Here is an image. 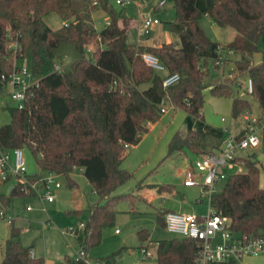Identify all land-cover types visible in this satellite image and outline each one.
<instances>
[{
	"label": "trees",
	"instance_id": "trees-1",
	"mask_svg": "<svg viewBox=\"0 0 264 264\" xmlns=\"http://www.w3.org/2000/svg\"><path fill=\"white\" fill-rule=\"evenodd\" d=\"M172 1L176 18L171 27L180 42L146 45L129 41L132 17L116 0H0V73L12 68L13 58L6 48L12 40L19 42L18 57L31 60L34 74L43 72L62 43L76 44L81 53L70 68H57L41 76L25 107H13L11 121L0 126V146L29 148L38 156L41 168L37 173H27L25 181L16 177L10 193L0 197L10 203L17 196L36 195L31 184L40 183L46 171L64 176L71 187L78 186L71 173L82 168L99 196L85 209V227L76 232L86 250L98 245L104 228L114 223L117 210L112 202L124 194L113 192L132 176L122 165L127 149L139 143L150 123L160 119L162 99L168 97L176 107L203 117L207 88L216 95L233 94L234 77H223L220 65L215 64L221 49L240 54L234 76L253 80L249 94L264 115V0H218L206 10L198 8L196 0ZM97 9H103L108 17L100 31L92 16ZM51 12H56L64 25L49 26L45 16ZM204 15L220 26L233 27L237 32L234 39L225 45L211 39L200 23ZM91 44L93 58L89 59L85 51ZM146 51L159 58L167 73L178 72L180 79L164 87L165 76L156 73L143 58ZM258 51L262 58L256 61ZM230 60L224 58L225 65ZM144 83L149 85L142 87ZM251 106L246 96H233L234 115ZM262 115L257 117L262 119ZM205 136L198 129L177 132L168 154L185 149L203 153L201 141ZM244 158L247 170L230 175L223 190L212 195V206L230 219L229 228L237 237H264L261 166L256 153ZM166 212L159 211L157 217L164 227ZM10 224L1 264H44L43 257L32 256L31 247L22 244L21 229L13 220ZM139 234L149 236L146 229ZM156 253L159 264H200L199 246L190 237L158 240ZM114 254L107 256L106 264H111ZM68 262L87 264L77 259Z\"/></svg>",
	"mask_w": 264,
	"mask_h": 264
},
{
	"label": "rangeland",
	"instance_id": "rangeland-1",
	"mask_svg": "<svg viewBox=\"0 0 264 264\" xmlns=\"http://www.w3.org/2000/svg\"><path fill=\"white\" fill-rule=\"evenodd\" d=\"M160 1L131 0L129 4L125 5L126 13L132 17L129 41L138 42L140 38L139 27L144 17L151 15L159 19V23L154 24L150 28V33L147 36L158 38L160 42H165L166 40L180 42L178 35L174 33L171 27V21L176 18L174 3L172 0H166V4L155 8V6L160 5ZM118 5L121 7L120 4ZM54 16L59 18L57 14H54ZM93 20L96 28L100 31L105 27L108 17L103 9H97L93 13ZM201 25L211 39L220 44H228L230 42L228 39L229 28L216 24L210 16L204 15L201 19ZM154 43V45L161 44ZM90 47L92 49L94 45L91 44ZM85 54L87 58H93L92 50L87 49ZM80 56L81 53L76 44L71 42L62 43L56 48L53 59L48 60L44 66L43 72L35 74L33 79L38 80L41 76L57 68H70L72 63ZM239 57L240 54L236 53L230 62L225 65V68L221 69L223 77L228 76V70L234 67L235 61ZM254 58L256 61L261 60L262 52H256ZM17 64L20 67H27L32 70V63L29 58L19 59ZM155 72L162 76L168 74L166 68L163 70L155 69ZM233 77L234 84L238 80L244 83L247 78L246 76ZM243 83H241L240 87L234 85L232 95H216L211 92L210 88H207L202 109L203 117L191 114L183 107H178L177 109L169 108L162 113L158 120V126L150 131L148 137L144 138L143 147L147 146L151 148V151L149 159L140 160L142 161L141 165L139 163L140 166H135V163L139 162V160L137 155L132 152V146L127 149V155H129L128 157L126 156L123 166L128 163L135 167L129 169L132 172V176L113 192V195L124 194V196L112 202V207L117 210V215L114 223L104 228L102 241L98 245L90 246L87 249V254L92 261L99 260L102 264H106L107 256L115 253L110 261L111 264H159L156 247L151 242L179 236L169 232L158 221V212L164 205L165 200L156 197L154 200L148 201V196L153 193L157 194L158 190L156 188L143 190L140 187L142 182H153L160 186L173 183L177 200L183 201L192 212L202 215L208 213L210 209L208 198L204 197L201 201L197 200L201 192V186L196 184L186 185L184 183L183 169L187 163L186 156L178 151L168 154L169 143L174 133L178 130L194 128L191 125V127H186V124L190 123L197 125V129L207 131V135L202 141V146L207 148L215 140L219 139L222 132L224 135H236L244 129L247 124L246 115L249 117L262 115L259 103L243 89ZM148 85L149 83H144L141 86L147 87ZM236 95H244L249 98L252 106L250 109H244L234 115L232 106L233 96ZM13 107H16L15 101L5 96H0V126L11 121V109ZM262 116V123L257 126L261 139L257 153L264 163V115ZM189 118V122L186 123ZM163 132L165 138H162V140L160 137ZM156 142L158 147L154 152ZM251 150L253 149L247 148L240 151L247 152ZM23 151L27 163V173L39 172L41 168L38 163V156L27 147H24ZM188 158L195 160L191 152ZM227 173L230 176L233 171H228ZM71 175L78 183V186H69L67 178L59 176L58 180L61 182V186L53 188L56 198L52 201L40 196L43 190H40L38 195L31 197L17 196L10 203L3 202L0 197V264L3 259L1 249L12 226L8 221L9 217L13 219L15 227L22 229V244L26 247L30 246L35 253V257H43L44 264H69L68 259H76L82 248L72 229H75L82 221L87 219L88 215L84 208H86L88 201L98 200L99 196L80 168L74 169ZM228 179L229 177L222 184H225ZM16 181V177H12L9 181H4L0 178V193L7 194L9 187L15 184ZM137 192L145 197L147 194V199L138 196ZM161 201H163V204L160 205ZM28 205H31L30 209H28ZM78 209L82 211L78 213ZM2 212H5V214L3 215ZM116 229L119 232H116ZM143 229L149 232L147 238H143L139 234ZM221 241L222 239H216L215 243ZM145 246H148V250L152 252L150 256L146 257L141 250ZM237 264L243 263L239 262ZM255 264H264V262L260 259Z\"/></svg>",
	"mask_w": 264,
	"mask_h": 264
},
{
	"label": "built area",
	"instance_id": "built-area-1",
	"mask_svg": "<svg viewBox=\"0 0 264 264\" xmlns=\"http://www.w3.org/2000/svg\"><path fill=\"white\" fill-rule=\"evenodd\" d=\"M116 2L121 6H125L131 0H116ZM165 3L166 0L160 1V5H164ZM156 23H159V19L151 15L145 16L139 27L140 37H149L147 35L150 33V28ZM19 47L20 45L17 40L8 42L6 46L8 52L12 55L13 65L8 73H0V96L12 99L16 102V107L22 109L26 105L28 96L33 94L34 87L38 84L39 79H33L35 74L32 70L27 67L18 66L17 61L20 58L17 51ZM88 49L91 50V47H88ZM143 58L148 65L155 69L163 70L165 68L159 58L150 52H144ZM215 64L220 65V72L222 68H225L224 57L221 54L215 60ZM233 76L232 67L228 70V77ZM179 79L180 74L178 72L168 73L163 78V85L164 87H169ZM241 83L243 82L238 80L234 85L240 87ZM253 88V80L247 77L244 80L243 89L247 93H251L253 92ZM169 104L173 108H178V106L176 107L169 101L168 97H165L161 102L163 113L168 110ZM245 118L247 124L241 134H225L217 147L196 157L192 166L185 171L184 183L186 185L196 184L201 186L198 201L203 200L204 197L208 198L210 203L208 213L200 215L192 212L171 210L164 215L165 228L169 232L180 237H190L196 241L199 246L198 261L200 264L237 262L242 261L247 255L264 254V237H251L248 235L237 237L229 228L230 219L225 215L218 214L214 206H212V195L221 192L225 185L222 182L230 177L227 172L233 171V174H235L243 173L247 170L245 158L240 155V150L256 148L261 143L257 126L262 123V119H259L257 116L249 117L247 115ZM26 174L27 163L23 147L6 149L0 146V178L6 180L9 177H18L20 181H25ZM58 177L59 175L55 172L46 171L43 173L40 183L35 181L31 184L36 191V195L40 193V190H43L40 193L41 197L48 201L54 200L56 194L53 192V188L61 186ZM27 207L30 209L31 205ZM2 214L4 215L5 212H2ZM12 220L11 217L8 218L9 222H12ZM83 227H85L84 221L72 230L76 234L77 230ZM218 233L221 234L222 241L215 243ZM151 244L157 248L158 241L151 242ZM81 248V251L76 256L77 260H84L87 264H102L99 260L92 261L87 254V250L83 246ZM141 250L145 253L146 257L152 254L148 250V246L143 247ZM30 253L32 256H35L33 249L30 250Z\"/></svg>",
	"mask_w": 264,
	"mask_h": 264
},
{
	"label": "crops",
	"instance_id": "crops-1",
	"mask_svg": "<svg viewBox=\"0 0 264 264\" xmlns=\"http://www.w3.org/2000/svg\"><path fill=\"white\" fill-rule=\"evenodd\" d=\"M216 1H218V0H196V4H197V6H198V8H200V9H204V10H206V9H210V8H212L213 6H214V4L216 3ZM166 4V3H165ZM160 6H163V5H157V6H155V8H159ZM95 12V11H94ZM93 12V13H94ZM106 13V12H105ZM54 14H57L56 12H51V13H49V14H47L46 16H45V21H46V23L49 25V26H51V27H53V28H59V27H61L62 25H64V20L57 14V16H59V18L58 17H55L54 16ZM107 15V14H106ZM92 16H93V14H92ZM202 19V18H201ZM201 19H200V23H201ZM224 27H228L229 28V31H228V35H229V41H232L233 39H234V37L236 36V30L233 28V27H231V26H224ZM154 40V41H153ZM170 41H172V40H166L165 42H170ZM154 42H156V43H163V42H160V41H158V38H154V37H146V38H139L138 39V44H146V45H154L155 43ZM221 45H225V44H221ZM220 54L224 57V58H229V59H231V58H233L234 57V55H236V53L235 52H233V51H231V50H228V49H221L220 50ZM169 108H173L172 107V105L171 104H169L168 105V109ZM177 109V108H176ZM189 120H190V118L189 119H187L186 120V123L187 122H189ZM158 124H159V122L158 121H156V122H153V123H150L149 124V131L148 132H146L143 136H142V138H141V140L139 141V143H137V144H135V145H133L132 146V152L135 154V155H137V157H138V160H139V162H137V163H135V166H140L141 165V162L142 161H145V159H149V154H150V151H151V148H148L147 146H144L143 147V144H144V138H146V136L148 137L149 135H150V131H152V130H154L157 126H158ZM194 127V128H185L184 130L183 129H180V130H178L177 132H179V133H186L188 130H190V129H197L196 127H197V125H195V124H190V123H188V124H186V127ZM183 130V131H182ZM198 130H201V129H198ZM201 131H204V130H201ZM244 131V129H242L238 134H240L241 132H243ZM176 132V133H177ZM205 133H206V135H207V131H204ZM175 134V133H174ZM223 136H224V134H223V132L220 134V137H219V139H217V140H215L212 144H210L207 148H204L203 146H202V141H203V139L206 137H204L203 139H202V141H201V147H202V149H203V153H206L207 151H209V150H211V149H213V148H215V147H217L219 144H220V142H221V140H222V138H223ZM173 137V136H172ZM164 139L165 138V135H164V132L162 133V135H161V137H160V139ZM162 139V140H163ZM172 139V138H171ZM158 141H160V140H158ZM171 141V140H170ZM261 144V143H260ZM159 145V144H158ZM157 142H156V144L154 145V152L157 150ZM259 147V146H258ZM258 147H256V148H252L253 150H251V151H245V152H241L240 151V155L241 156H244V157H247L248 155H250V154H253V153H256V155H257V158H258V161H259V164H260V166H261V173H260V185L262 186V187H264V163H263V161L260 159V157H259V154L257 153V149H258ZM153 149V148H152ZM131 152V153H132ZM178 152H180L181 154H184V156H186V160H187V163H186V166H185V168L183 169V174H184V180H185V171H186V169H188L189 167H191L192 166V163H193V160L192 159H189L188 158V156H189V153L191 152L193 155H194V157L196 158V157H198V156H200L201 154H203V153H195V152H192V151H190V150H188V149H185V150H181V151H178ZM132 153V154H133ZM129 155V154H128ZM128 155H127V157H128ZM127 157H125V159L124 160H126V158ZM262 157V156H261ZM194 158V159H195ZM142 159V161H140ZM124 160H123V162H124ZM137 160V161H138ZM150 162V161H149ZM149 162H147V163H149ZM139 163H140V165H139ZM124 163H122V165H123ZM134 166V167H135ZM143 166V165H142ZM125 168H127V169H132V168H134L133 166H131V164H126V166H124ZM78 168H80V167H78ZM76 169V168H75ZM82 171H83V169L82 168H80ZM74 171V170H73ZM73 171H72V173H73ZM71 173V174H72ZM12 178V177H11ZM11 178H8V179H6V180H4V181H9ZM262 178H263V180H262ZM16 184V183H15ZM15 184H13V185H11L10 187H9V189H8V191H7V194L8 193H10V191L13 189V187L15 186ZM78 184V183H77ZM155 185H158V186H155ZM140 187H141V189H143V190H147V189H157L158 190V193L157 194H152V195H150V196H148V199L146 198L147 197V194H146V197L145 196H143V195H141V194H139V192H137V195L138 196H142L143 198L145 197L148 201H151V200H154V198H156V197H159V198H163L164 200H165V202H164V205L162 206V208L160 209V211L161 210H166L167 212L168 211H171V210H175V211H183V212H192L191 210H190V208L189 207H187L186 205H185V203L183 202V201H179V200H177L175 197V195H176V193H175V189H174V184L173 183H169V184H166V185H163L162 187L159 185V184H155V183H153V182H142V183H140ZM139 191H140V189H139ZM201 193V192H200ZM0 194H5V193H0ZM198 196H200V195H198ZM97 200V199H96ZM96 200H89L88 201V203H87V206H86V208L89 206V204L91 203V202H94V201H96ZM197 200H198V198H197ZM161 204H163V201H161V203H160V205ZM86 208H84V209H86ZM79 210V209H78ZM77 210V211H78ZM192 213H197V212H192ZM197 214H199V213H197ZM201 215V214H200ZM10 223V222H9ZM20 228V227H19ZM21 229V228H20ZM21 231H22V229H21ZM116 232H119V230L117 231V229H116ZM9 234H10V232H9ZM9 234H8V236H9ZM8 236L6 237V239H5V243H6V240H7V238H8ZM218 240V239H221V234H219L218 233V235L216 236V238H215V240ZM5 243H4V246H3V248L1 249L2 251V258H3V254H4V247H5ZM260 259H262L263 260V262H264V254H260V255H247V256H245L244 258H243V260L242 261H237L236 262V264L237 263H243V264H255L256 263V261L257 260H260ZM234 261H232V262H230V263H232V264H234L233 263Z\"/></svg>",
	"mask_w": 264,
	"mask_h": 264
}]
</instances>
